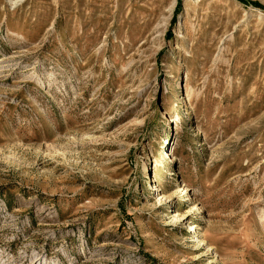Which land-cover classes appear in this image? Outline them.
I'll return each mask as SVG.
<instances>
[{
    "label": "rangeland",
    "instance_id": "374dc122",
    "mask_svg": "<svg viewBox=\"0 0 264 264\" xmlns=\"http://www.w3.org/2000/svg\"><path fill=\"white\" fill-rule=\"evenodd\" d=\"M0 264H264V0H0Z\"/></svg>",
    "mask_w": 264,
    "mask_h": 264
}]
</instances>
